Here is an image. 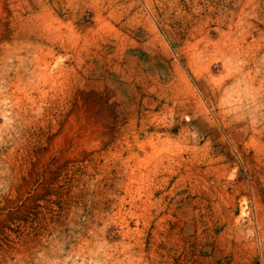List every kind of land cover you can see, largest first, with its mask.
Instances as JSON below:
<instances>
[{
  "label": "rangeland",
  "instance_id": "rangeland-1",
  "mask_svg": "<svg viewBox=\"0 0 264 264\" xmlns=\"http://www.w3.org/2000/svg\"><path fill=\"white\" fill-rule=\"evenodd\" d=\"M260 225L264 0H0V264H231Z\"/></svg>",
  "mask_w": 264,
  "mask_h": 264
},
{
  "label": "crops",
  "instance_id": "crops-1",
  "mask_svg": "<svg viewBox=\"0 0 264 264\" xmlns=\"http://www.w3.org/2000/svg\"><path fill=\"white\" fill-rule=\"evenodd\" d=\"M235 226H236L235 224L233 226L229 224L228 226L224 228L223 232L226 233L230 231H241L240 230L241 228L243 229L248 228V230H246V232H248L251 229V227H248L250 225H245V226L238 225L237 227ZM257 232H258V237H257L258 243L255 244L254 241L252 243L251 240H242V242L240 243V249L242 248V250L240 251V256H238L239 254L237 253L235 249L232 255L233 257H235V259L234 258L232 259L231 264L232 263L233 264H253V263L258 264L257 262L258 260L260 261V264H264V225L258 226ZM226 235L224 234L225 237ZM228 245L231 246V243L226 241L223 247L225 249V251H223V257H224V261L226 262L228 258H232L230 255H227L230 253V251L227 249Z\"/></svg>",
  "mask_w": 264,
  "mask_h": 264
}]
</instances>
